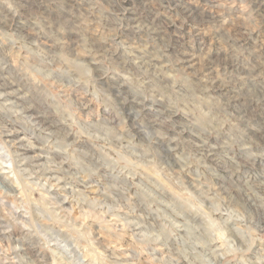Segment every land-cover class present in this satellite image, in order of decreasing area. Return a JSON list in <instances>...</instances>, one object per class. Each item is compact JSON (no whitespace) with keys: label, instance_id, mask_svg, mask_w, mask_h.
<instances>
[{"label":"clouds","instance_id":"9594fccd","mask_svg":"<svg viewBox=\"0 0 264 264\" xmlns=\"http://www.w3.org/2000/svg\"><path fill=\"white\" fill-rule=\"evenodd\" d=\"M0 264H264V0H0Z\"/></svg>","mask_w":264,"mask_h":264},{"label":"rangeland","instance_id":"374dc122","mask_svg":"<svg viewBox=\"0 0 264 264\" xmlns=\"http://www.w3.org/2000/svg\"><path fill=\"white\" fill-rule=\"evenodd\" d=\"M179 195V193H177ZM38 195V194H37ZM77 215H79V213H77ZM85 222H87V217L84 218Z\"/></svg>","mask_w":264,"mask_h":264}]
</instances>
